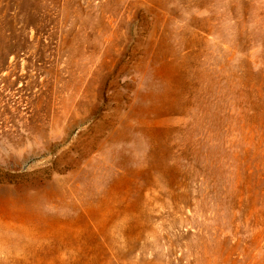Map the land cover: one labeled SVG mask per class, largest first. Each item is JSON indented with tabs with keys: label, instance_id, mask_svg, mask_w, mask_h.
<instances>
[{
	"label": "rangeland",
	"instance_id": "rangeland-1",
	"mask_svg": "<svg viewBox=\"0 0 264 264\" xmlns=\"http://www.w3.org/2000/svg\"><path fill=\"white\" fill-rule=\"evenodd\" d=\"M0 264H264V0H0Z\"/></svg>",
	"mask_w": 264,
	"mask_h": 264
}]
</instances>
